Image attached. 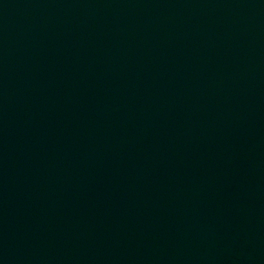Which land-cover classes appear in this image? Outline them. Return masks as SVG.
Wrapping results in <instances>:
<instances>
[{
    "label": "water",
    "instance_id": "water-1",
    "mask_svg": "<svg viewBox=\"0 0 264 264\" xmlns=\"http://www.w3.org/2000/svg\"><path fill=\"white\" fill-rule=\"evenodd\" d=\"M0 264H264V0H0Z\"/></svg>",
    "mask_w": 264,
    "mask_h": 264
}]
</instances>
